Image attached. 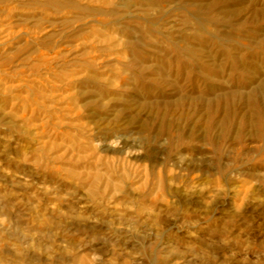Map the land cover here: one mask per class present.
<instances>
[{"label": "rangeland", "instance_id": "rangeland-1", "mask_svg": "<svg viewBox=\"0 0 264 264\" xmlns=\"http://www.w3.org/2000/svg\"><path fill=\"white\" fill-rule=\"evenodd\" d=\"M0 264H264V0H0Z\"/></svg>", "mask_w": 264, "mask_h": 264}, {"label": "bare ground", "instance_id": "bare-ground-1", "mask_svg": "<svg viewBox=\"0 0 264 264\" xmlns=\"http://www.w3.org/2000/svg\"><path fill=\"white\" fill-rule=\"evenodd\" d=\"M180 160H183V159H180Z\"/></svg>", "mask_w": 264, "mask_h": 264}]
</instances>
